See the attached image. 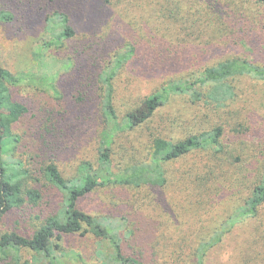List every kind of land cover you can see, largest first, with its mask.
Wrapping results in <instances>:
<instances>
[{
    "label": "trees",
    "instance_id": "obj_1",
    "mask_svg": "<svg viewBox=\"0 0 264 264\" xmlns=\"http://www.w3.org/2000/svg\"><path fill=\"white\" fill-rule=\"evenodd\" d=\"M249 1L70 0L74 12L82 14L78 21H73V11L63 7L47 15L45 36L34 52L36 69L43 74H12L0 64V97L7 81H37L57 91V72L43 69L51 64L47 52L62 49L79 30L83 51L93 62L128 30V50L111 61L105 76L111 92L115 76L123 68L128 70V85L136 77H149L134 83L146 90L162 66L159 63L174 55L182 61L196 55L209 56L213 62L184 78L169 79L156 91L142 92L144 108L128 114L130 122L126 126L149 120L174 135L156 137L148 162L127 163L116 169L112 162L115 132L110 133L96 165L92 160L83 162L80 173L71 181L53 171L52 180L64 189L65 204L42 218L31 235L1 233L3 256L20 262L21 252L27 249L32 259L22 264H264V170L243 204L208 236L200 238L198 233L209 220H195L197 215L189 214L193 207L199 210L201 194L212 191L221 196L225 190L219 174L223 161L231 157L225 155L228 131L264 146V31L257 29ZM254 1L264 5V0ZM244 13L248 15L244 17ZM13 17L9 10L0 8V21L9 22ZM243 17L248 18L245 23ZM74 62L70 59L63 66L72 67ZM82 78L89 80L92 76ZM129 87L128 102L134 104L139 93L135 91L134 95L133 85ZM64 111L71 115L62 121L61 137L71 130L81 132L93 116L87 106L75 102L68 103ZM209 112L219 115L211 124L205 122ZM4 133L0 118V220L26 200L37 204L41 198L38 189L9 177L4 156L9 144L18 138ZM48 133L47 143L58 146L61 142L56 137L60 135ZM260 155V166H264V155ZM110 186H150L168 194L157 207L147 206L146 213L158 211V218H150L149 227L140 230L136 220L110 213L93 214L78 206L81 198ZM128 216L131 218L130 213ZM76 234L97 239V263L65 244L67 236Z\"/></svg>",
    "mask_w": 264,
    "mask_h": 264
},
{
    "label": "rangeland",
    "instance_id": "obj_2",
    "mask_svg": "<svg viewBox=\"0 0 264 264\" xmlns=\"http://www.w3.org/2000/svg\"><path fill=\"white\" fill-rule=\"evenodd\" d=\"M69 2L70 0H0V8L9 10L14 16L9 22L0 21V64L12 74L31 71L38 75L43 74L36 69L34 52L45 36L47 15L63 7L70 12L73 11L71 15L73 21H78L82 17L80 12H74ZM247 3L255 13L257 29L264 31V5H256L254 0ZM245 15L248 14L244 13V17ZM244 17L241 20L243 23L248 20ZM82 40V33L79 30L73 39L65 42L66 45L62 49L47 52L51 64L45 65L43 69L57 72L55 79L57 91L48 89L37 81L5 83L6 88L0 97V118L4 134L16 135L18 138L6 149L4 156L7 161L6 169L11 179L38 189L41 198L37 204L26 200L23 204L10 209L0 220V234L9 231L33 234L41 224L42 218L65 204L64 189L52 180L53 171L57 170L65 181H71L80 173L83 162L92 160L96 165L99 153L107 145L106 139L112 132H115L112 138V162L116 169L127 163L148 162L154 150L153 141L156 137H170L171 133L161 127L158 128L154 121L150 124L149 120L134 127L126 126L130 122L128 114L140 113L144 108L142 92L156 91L165 87L169 79L184 78L195 72L198 67L213 62V58L209 56L196 55L182 61L177 60V56L174 55L171 59L167 58L169 60L159 63L162 66L150 79V86L146 90L142 85L136 86L134 83L149 77H136L134 83L128 85V70L123 68L115 76L111 92L105 76L109 72L111 61H114L118 54L128 50V30L122 33L119 40L111 43L109 48L106 47L104 55L94 62L84 53ZM70 59L75 60L73 66L64 67L63 65ZM89 74L92 76L91 79L80 80ZM77 80L79 82L73 84ZM132 85L134 95L137 91L140 97L134 100V104L128 102V88ZM73 102L75 105L87 106L93 116L81 132L75 133L71 130L61 137L62 121L71 115L70 112L64 111L65 107ZM208 117L205 122L211 124L219 115L217 117L215 113L209 112ZM49 131L60 135L61 138L56 137L58 143L61 142L58 146L47 143ZM226 138L228 153L225 155L231 157L223 161L219 174V182L224 184L225 189L220 194L223 198L208 191L200 195L199 210L194 207L189 209V214L197 215L195 220L201 218L204 221L209 220L198 233L200 238L208 236L214 227L225 222L227 217L243 204L251 186L264 170V166H260L263 159L260 152L264 155V146H256L248 142L249 140H242V134L232 135L230 131ZM211 152L212 150H209V153ZM171 175L175 178V174ZM148 187L150 186L136 189L110 186L81 198L78 206L93 214L110 213L119 218L124 216L129 220H136L135 224L143 230L149 227L148 220L158 218L159 214L158 211L147 214V206L152 204L157 207L159 201L168 194L163 189ZM65 244L87 254L88 261L98 262L97 239L81 234L69 235L65 238ZM21 253L20 262L0 253V264H22L32 259L31 251L24 249ZM241 260L242 257L239 262Z\"/></svg>",
    "mask_w": 264,
    "mask_h": 264
}]
</instances>
